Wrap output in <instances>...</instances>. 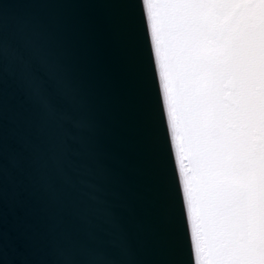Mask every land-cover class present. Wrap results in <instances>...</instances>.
Masks as SVG:
<instances>
[{
	"label": "water",
	"instance_id": "obj_1",
	"mask_svg": "<svg viewBox=\"0 0 264 264\" xmlns=\"http://www.w3.org/2000/svg\"><path fill=\"white\" fill-rule=\"evenodd\" d=\"M136 0H0V264H199ZM156 53V54H155Z\"/></svg>",
	"mask_w": 264,
	"mask_h": 264
},
{
	"label": "rangeland",
	"instance_id": "obj_2",
	"mask_svg": "<svg viewBox=\"0 0 264 264\" xmlns=\"http://www.w3.org/2000/svg\"><path fill=\"white\" fill-rule=\"evenodd\" d=\"M160 26L152 27L153 38L179 146L199 264L258 262L264 259V212L258 208L264 202V179H256L254 174L258 161L249 145L243 144L237 109L227 107L220 97L223 73L219 47L208 52L206 47V51L193 49L191 53L181 33ZM180 46L183 51L178 55ZM181 63L186 65L184 70L178 69ZM212 183L219 190L206 206L199 193L193 195L192 187L200 192Z\"/></svg>",
	"mask_w": 264,
	"mask_h": 264
},
{
	"label": "flooded vegetation",
	"instance_id": "obj_3",
	"mask_svg": "<svg viewBox=\"0 0 264 264\" xmlns=\"http://www.w3.org/2000/svg\"><path fill=\"white\" fill-rule=\"evenodd\" d=\"M146 5L152 27L161 24L175 29L191 53L193 49L206 47L208 52L219 47L223 73L220 97L227 107L237 109L243 144L249 145L258 161L254 174L256 179H264V0H146ZM182 51L180 46L178 55ZM185 68V64H178V69ZM214 184L200 192L193 186L192 193H199V199L209 206L219 190ZM258 208L264 212V202ZM195 214L200 219L197 209ZM257 261L246 263L261 264L264 259Z\"/></svg>",
	"mask_w": 264,
	"mask_h": 264
},
{
	"label": "snow or ice",
	"instance_id": "obj_4",
	"mask_svg": "<svg viewBox=\"0 0 264 264\" xmlns=\"http://www.w3.org/2000/svg\"><path fill=\"white\" fill-rule=\"evenodd\" d=\"M136 2L140 6V16H141V22H142V33H143L144 42L147 45V55H148V59H149V63H150L151 76H152V79H153V82H154V85H155V89H156V97H157V103H158V116H159V119H160V121H161V123L163 125L164 136H165V140H166V143H167V149H168V153H169V156L171 158V161H172L171 146H170V141H169L168 131H167V123H166L165 118H164L163 106H162V104L160 102L159 85L156 82L155 66H154V62H153V59H152V46H151V42L149 41V38H148L147 25L145 23V18H144L143 3H142V0H136ZM172 166H173V174H174L175 194H176V196L178 198V201H179V208H180V212L182 214L184 231L186 233L187 242H188V246H189L190 264H194L192 251H191V242H190V240H188L187 220H186V217H185L184 205H183V199L184 198H183V196L181 195V192H180L179 179H178L177 174H176L174 163H172Z\"/></svg>",
	"mask_w": 264,
	"mask_h": 264
},
{
	"label": "trees",
	"instance_id": "obj_5",
	"mask_svg": "<svg viewBox=\"0 0 264 264\" xmlns=\"http://www.w3.org/2000/svg\"><path fill=\"white\" fill-rule=\"evenodd\" d=\"M173 124H175L174 121H173ZM175 125H176V124H175ZM178 150H179V146H178Z\"/></svg>",
	"mask_w": 264,
	"mask_h": 264
},
{
	"label": "bare ground",
	"instance_id": "obj_6",
	"mask_svg": "<svg viewBox=\"0 0 264 264\" xmlns=\"http://www.w3.org/2000/svg\"><path fill=\"white\" fill-rule=\"evenodd\" d=\"M154 37V35H152V38ZM154 39V38H153ZM156 54V53H155ZM157 55V54H156Z\"/></svg>",
	"mask_w": 264,
	"mask_h": 264
}]
</instances>
